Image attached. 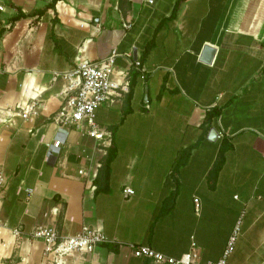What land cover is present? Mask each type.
Here are the masks:
<instances>
[{"label":"crops","instance_id":"crops-1","mask_svg":"<svg viewBox=\"0 0 264 264\" xmlns=\"http://www.w3.org/2000/svg\"><path fill=\"white\" fill-rule=\"evenodd\" d=\"M112 49L146 75L95 108L102 146L51 117L63 75ZM0 176V264H54L31 231L82 225L115 242L64 264H155L132 246L179 257L191 241L203 264L236 226L226 264H264V0H0Z\"/></svg>","mask_w":264,"mask_h":264},{"label":"built area","instance_id":"built-area-1","mask_svg":"<svg viewBox=\"0 0 264 264\" xmlns=\"http://www.w3.org/2000/svg\"><path fill=\"white\" fill-rule=\"evenodd\" d=\"M129 27L130 23H123ZM120 56L128 59V54H119L114 49L108 55L99 59H85L78 61L71 70L63 75L67 80L66 97L53 113L51 119L61 125H74L81 128L102 146L110 144L111 133L109 130L99 127L94 121V110L97 106L111 99L120 98L129 91V70H135L140 78H144L146 70L138 59L130 61V68L117 69L115 59ZM38 105L27 103L17 113L24 119L36 113ZM58 144V141L53 143ZM3 178L0 176V186ZM133 193L128 186L122 188L125 197ZM197 203V198L193 199ZM0 220V227L2 226ZM17 235V229L11 230ZM237 226L228 236L221 255L215 261H206L203 264H226L228 256L234 248ZM31 237L43 242V254L52 256L54 264H64V257L77 251L90 252L99 243H114V238H108L100 227L82 225L78 231L69 235H60L53 227H36L31 231ZM134 256H144L155 264H198L196 245L190 242L187 252L179 257H171L156 251L146 245L132 246Z\"/></svg>","mask_w":264,"mask_h":264},{"label":"water","instance_id":"water-1","mask_svg":"<svg viewBox=\"0 0 264 264\" xmlns=\"http://www.w3.org/2000/svg\"><path fill=\"white\" fill-rule=\"evenodd\" d=\"M205 48H206V47H205ZM207 48H208V47H207ZM211 50H212V49H211ZM209 51H210V48H209ZM210 53H211V52H210ZM203 55H204V53H203ZM209 58H210V54H209V56H208V54L205 55V60H209ZM216 135H217V131H216L215 128H211V129L208 131V138L213 139Z\"/></svg>","mask_w":264,"mask_h":264},{"label":"trees","instance_id":"trees-1","mask_svg":"<svg viewBox=\"0 0 264 264\" xmlns=\"http://www.w3.org/2000/svg\"><path fill=\"white\" fill-rule=\"evenodd\" d=\"M225 147H227V145L224 146V147L222 146L220 148V153L224 150ZM111 157H112V153H111V151H110V153L108 151V153L106 154V157H105V162L107 163L110 160ZM183 158H184V155L180 156L179 159H178V162H182Z\"/></svg>","mask_w":264,"mask_h":264}]
</instances>
